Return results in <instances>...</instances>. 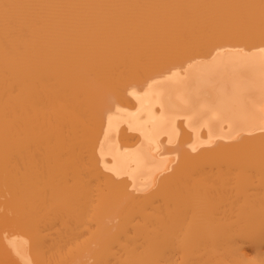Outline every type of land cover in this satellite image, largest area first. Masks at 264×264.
Returning <instances> with one entry per match:
<instances>
[{
	"label": "bare ground",
	"instance_id": "bare-ground-1",
	"mask_svg": "<svg viewBox=\"0 0 264 264\" xmlns=\"http://www.w3.org/2000/svg\"><path fill=\"white\" fill-rule=\"evenodd\" d=\"M261 50L264 0H0V264H264Z\"/></svg>",
	"mask_w": 264,
	"mask_h": 264
},
{
	"label": "rangeland",
	"instance_id": "rangeland-1",
	"mask_svg": "<svg viewBox=\"0 0 264 264\" xmlns=\"http://www.w3.org/2000/svg\"><path fill=\"white\" fill-rule=\"evenodd\" d=\"M66 184H69V182H68V183H66Z\"/></svg>",
	"mask_w": 264,
	"mask_h": 264
},
{
	"label": "snow or ice",
	"instance_id": "snow-or-ice-1",
	"mask_svg": "<svg viewBox=\"0 0 264 264\" xmlns=\"http://www.w3.org/2000/svg\"><path fill=\"white\" fill-rule=\"evenodd\" d=\"M261 51H264V50H261Z\"/></svg>",
	"mask_w": 264,
	"mask_h": 264
}]
</instances>
